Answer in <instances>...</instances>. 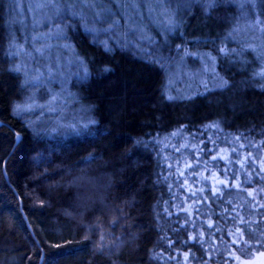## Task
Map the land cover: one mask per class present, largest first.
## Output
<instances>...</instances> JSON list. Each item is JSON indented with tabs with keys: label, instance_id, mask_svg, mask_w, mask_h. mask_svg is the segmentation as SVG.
I'll use <instances>...</instances> for the list:
<instances>
[{
	"label": "trees",
	"instance_id": "1",
	"mask_svg": "<svg viewBox=\"0 0 264 264\" xmlns=\"http://www.w3.org/2000/svg\"><path fill=\"white\" fill-rule=\"evenodd\" d=\"M20 1L0 0V264L262 262L264 54L243 52L236 22L264 24V0H219L207 13L178 0L167 25L138 19L147 33L133 44L115 36L117 4L104 32L60 0L37 28L61 27L81 61L65 92L85 118L65 131L40 130L45 112H14L28 83L12 42L27 45L35 28ZM192 52L210 56L214 75L168 95L164 66Z\"/></svg>",
	"mask_w": 264,
	"mask_h": 264
},
{
	"label": "rangeland",
	"instance_id": "2",
	"mask_svg": "<svg viewBox=\"0 0 264 264\" xmlns=\"http://www.w3.org/2000/svg\"><path fill=\"white\" fill-rule=\"evenodd\" d=\"M66 1L68 5L74 3L73 5L79 13L90 15L82 5L75 3L74 0ZM177 1L143 0V3L137 4L135 12L130 10L124 12L120 8L119 13L122 15L124 28L122 33L117 32L115 36L124 42L133 44L139 39V36L144 37L147 33L144 27L145 22L138 19H147L148 22L156 26L169 24L174 18L171 5ZM19 2L21 1L18 0L17 4ZM27 3L29 22L35 25L36 29L33 28L27 33V45L14 40L12 42L14 46L12 53L16 58V65L23 73L24 82L28 83L26 85L27 97L23 99L21 107L33 109L38 113H46V115L39 114L34 118V121L40 126V130L42 128L50 131L76 129L82 125L85 114L81 104L67 97L65 84L69 75L74 74L79 67L82 68L81 61L70 51L66 41L61 38V27L51 26L53 24L46 22L45 25L37 28L44 18L51 20L57 11V4L49 5L46 0H28ZM154 5L158 8H153ZM130 17L132 19L129 23ZM18 19H22L20 15ZM114 20L116 21V16L106 21V25H112ZM236 24L239 28L236 37L241 42L243 52L250 54L249 51H251L255 56L264 54V24L259 23L255 17L250 20L237 21ZM20 31L22 33L23 28ZM21 57L22 61L19 60ZM164 67L166 74L163 88L168 95L173 97L186 94L192 87L195 88L196 83L194 81L191 83L187 77L195 74L198 80L203 70L213 74L210 56L205 53L192 52L189 56L184 55L182 58L167 63ZM182 75H184L183 78ZM39 84H43L45 87L43 97H38L35 92ZM212 178L210 173L209 180ZM256 264H261V261Z\"/></svg>",
	"mask_w": 264,
	"mask_h": 264
},
{
	"label": "snow or ice",
	"instance_id": "3",
	"mask_svg": "<svg viewBox=\"0 0 264 264\" xmlns=\"http://www.w3.org/2000/svg\"><path fill=\"white\" fill-rule=\"evenodd\" d=\"M46 2L49 5L57 4L60 2V0H46ZM75 3L82 5L90 14L95 22L97 23H104L106 21H109L112 19L113 16L118 15L117 12H113L112 8L109 6L110 4H117L122 11H132L135 12L137 10V4L143 3V0H74ZM179 2L184 4H190V3H200L201 5H207L206 7V13L210 12L212 8L216 6V4L219 2V0H179ZM127 6V7H125ZM97 7H99V11H97ZM73 16H75V12H73ZM131 17L129 18V23L131 22ZM118 24V21H112V25L108 29H102L104 32H108L111 30V28L116 27ZM106 50H110L107 49ZM171 99V97H169ZM25 108H22L20 106H17V108L14 109V112L19 113L21 111H25ZM19 139V137H17ZM213 159H216L215 157ZM220 183H223L222 181ZM195 195V194H194ZM211 227V224L209 225ZM190 239H197V237H190ZM235 243V241H234Z\"/></svg>",
	"mask_w": 264,
	"mask_h": 264
},
{
	"label": "water",
	"instance_id": "4",
	"mask_svg": "<svg viewBox=\"0 0 264 264\" xmlns=\"http://www.w3.org/2000/svg\"><path fill=\"white\" fill-rule=\"evenodd\" d=\"M0 124H1V121H0ZM17 137H20V134L19 133H15V140H17ZM261 264H264V259L261 262Z\"/></svg>",
	"mask_w": 264,
	"mask_h": 264
}]
</instances>
